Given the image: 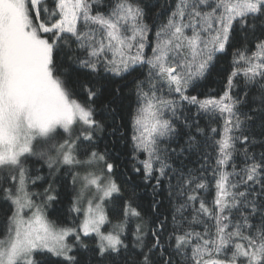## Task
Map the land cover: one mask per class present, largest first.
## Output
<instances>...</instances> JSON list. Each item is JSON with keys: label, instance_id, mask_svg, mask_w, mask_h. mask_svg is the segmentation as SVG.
<instances>
[{"label": "snow or ice", "instance_id": "6c2138e0", "mask_svg": "<svg viewBox=\"0 0 264 264\" xmlns=\"http://www.w3.org/2000/svg\"><path fill=\"white\" fill-rule=\"evenodd\" d=\"M0 264H264V0H0Z\"/></svg>", "mask_w": 264, "mask_h": 264}, {"label": "trees", "instance_id": "16d2710c", "mask_svg": "<svg viewBox=\"0 0 264 264\" xmlns=\"http://www.w3.org/2000/svg\"><path fill=\"white\" fill-rule=\"evenodd\" d=\"M65 208H66V205H65Z\"/></svg>", "mask_w": 264, "mask_h": 264}]
</instances>
